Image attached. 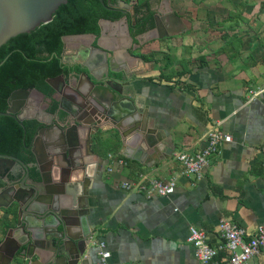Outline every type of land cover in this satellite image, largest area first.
I'll return each mask as SVG.
<instances>
[{"label": "crops", "instance_id": "obj_1", "mask_svg": "<svg viewBox=\"0 0 264 264\" xmlns=\"http://www.w3.org/2000/svg\"><path fill=\"white\" fill-rule=\"evenodd\" d=\"M124 1L131 6L147 3L163 17L173 13L185 31L164 39L143 34L135 44L125 23L109 22L101 26L100 36L67 40L68 61H78L81 49L90 44L113 52L118 72L113 75L123 82L124 92L139 101L158 141L150 152L116 142L89 156L95 178L85 190L96 224L93 264L101 243L114 264H197L188 242L192 227L205 230L208 243L215 246L221 241L222 221L252 235L264 225V0ZM65 80L55 101L58 110L60 104L73 110L80 79L71 75ZM43 102L47 106L52 101ZM218 122L231 142L210 159L202 177L183 175L176 156L205 148L207 134ZM43 145L41 140L38 149ZM55 171L52 181H64V189L77 181L81 188L83 170L79 178ZM141 176L175 178L176 189L167 197L148 199L122 188L123 182ZM13 264H46V256L37 250ZM248 264H264V256Z\"/></svg>", "mask_w": 264, "mask_h": 264}, {"label": "water", "instance_id": "obj_2", "mask_svg": "<svg viewBox=\"0 0 264 264\" xmlns=\"http://www.w3.org/2000/svg\"><path fill=\"white\" fill-rule=\"evenodd\" d=\"M68 1L0 0V48L12 38L50 23ZM100 2L105 5L104 0ZM118 4V10L126 17L119 21L102 20L100 26L109 22L127 23L132 6L124 0H118ZM155 21V29L144 34V38L176 37L185 31L181 19L173 13L164 17L156 15ZM125 32L130 35L128 25ZM72 37L95 38L96 35L64 36L62 60L66 64H69L65 58L67 40ZM80 57L82 69L87 70L81 76L90 85L87 92L78 90L73 110L60 104L56 114L44 111L41 103L46 95L36 89H20L9 97L7 112H0V117H13L22 126L29 120L39 124L30 145L35 158L33 164L28 166L19 158L0 154V179L6 183V187L0 189V210L13 206L12 217L3 219L6 224L13 221V240L11 245L9 237L0 241L1 249L4 245L9 248L4 256L0 255L1 264H13L18 259L25 261L37 250L45 254L46 264H93L92 241L96 224L86 201L89 191L85 190L95 178L90 173L89 156H98V150L107 143L121 142L122 148L130 146L140 152L157 148L158 141L141 104L124 92L123 82L110 76V73H118L113 69V52L90 44L81 49ZM47 81L54 91L49 100L55 101L56 94H61L67 84L65 76ZM41 140L44 141L43 150L38 149ZM12 166L13 169L23 167L25 177L9 188L5 177ZM55 170H59L61 176L76 178L83 170L81 188L80 181L69 190L62 187L64 181H52ZM11 176L17 179V173Z\"/></svg>", "mask_w": 264, "mask_h": 264}, {"label": "trees", "instance_id": "obj_3", "mask_svg": "<svg viewBox=\"0 0 264 264\" xmlns=\"http://www.w3.org/2000/svg\"><path fill=\"white\" fill-rule=\"evenodd\" d=\"M117 1L104 0L105 5H102L100 0H69L59 8L50 23L29 34L12 38L3 45L0 48V65L6 61L0 66V112H7L9 97L20 89H36L51 98L54 91L47 80L60 75L68 78L75 71L62 60L63 37L78 34L99 36L101 20L117 21L122 18L121 12L108 8L109 3ZM154 15L145 3L139 5L135 15L129 18L135 44L139 42L138 36L155 28ZM57 110L58 103L52 101L50 112ZM38 126L28 121L22 126L13 117H0V153L32 162L34 157L30 145Z\"/></svg>", "mask_w": 264, "mask_h": 264}, {"label": "built area", "instance_id": "obj_4", "mask_svg": "<svg viewBox=\"0 0 264 264\" xmlns=\"http://www.w3.org/2000/svg\"><path fill=\"white\" fill-rule=\"evenodd\" d=\"M252 93V97L257 96L256 92ZM221 125L222 123L218 122L209 131L207 145L201 151L192 155L180 153L176 156L183 165V175L202 177L210 164V159L213 156H219L223 146L231 142L232 137L224 133ZM260 150L264 154V141ZM118 163L125 164L122 160ZM176 185L175 178L165 181L141 176L138 181L123 182L121 186L126 191L141 193L148 199H152L155 195L167 197L173 194ZM219 231L221 241L212 246L208 243L205 230L196 227L190 229L188 242L194 248L197 264H248L253 257L264 256V225L258 227L256 233L252 235L235 223L222 221ZM98 258L96 264H114L110 262L111 254L106 249L105 243L100 244Z\"/></svg>", "mask_w": 264, "mask_h": 264}, {"label": "flooded vegetation", "instance_id": "obj_5", "mask_svg": "<svg viewBox=\"0 0 264 264\" xmlns=\"http://www.w3.org/2000/svg\"><path fill=\"white\" fill-rule=\"evenodd\" d=\"M110 5H113V7H110ZM139 5H143V4H141V3H138V4H136V5H132V10H131V12L127 15V23L125 22V25H128L129 26V28H130V23H129V18L130 17H133L134 15H135V12H136V8L139 6ZM108 8H110V9H115L116 11H119L118 10V8H119V4H118V1L116 2V3H109L108 4ZM120 12V11H119ZM122 14V13H121ZM123 16H122V18H120L119 20H121V19H123V18H125L126 17V15H124V14H122ZM155 16L156 15H154V20H155ZM119 20H117V21H119ZM102 21V20H101ZM100 21V22H101ZM134 24V23H133ZM155 24H156V21H155ZM155 29V28H154ZM153 30V29H152ZM131 31V30H130ZM130 35H131V33H130ZM97 36V35H96ZM100 36V35H99ZM140 36H142V35H140ZM140 36H138V37H140ZM131 37H132V35H131ZM137 37V38H138ZM133 38V37H132ZM79 58H78V61H76V62H72V61H68L67 59V62H69V64H66V65H68V66H73V68L75 69V71L74 72H72V74L71 75H79L80 76V90H82V91H85V92H87L88 90H89V83L87 82V80L84 78V77H82L81 76V74H83L84 72H87V70L86 69H82V67H81V65H80V63H81V60L82 59H80V55L78 56ZM79 70H81V71H79ZM70 75V76H71ZM110 76H114L113 75V73H110ZM62 91H63V89H62ZM46 99H49V98H47L46 97ZM52 103V102H51ZM50 108H51V104H49V105H45V102H42L41 103V109H43L44 111H48V112H50ZM55 113V112H54ZM25 122V121H24ZM28 122H35V121H32V120H29ZM35 123H37V122H35ZM38 124V123H37ZM39 125V124H38ZM38 128H39V126H38ZM38 128H37V130H38ZM37 130H36V132H37ZM0 154H3V153H0ZM3 155H8V156H13V155H10V154H3ZM13 157H16V156H13ZM34 157V156H33ZM16 158H18V157H16ZM19 159H21V158H19ZM23 162H25V164H27L28 166L29 165H31L32 164V162H35V158H33V161L32 162H30V163H27L26 161H24L23 159H21ZM1 172V171H0ZM13 172L14 173H17V179L15 180L12 176H11V174H13ZM31 172H33V171H31ZM25 177V170L23 169V167H21V166H17L16 168H14L13 169V166H12V168H11V172L10 173H8L7 174V176L5 177V180H7V183H8V185H7V187H13L14 185H16V184H18L19 182H20V180H22L23 178ZM2 181V180H1ZM3 187H6V183H4V181H2V184H0V189L1 188H3ZM13 206H11L9 209H1L0 210V218H2V219H4V217L5 218H7V217H12V214H13ZM3 221V220H2ZM8 223L9 224H6L5 222L4 223H2V229H3V232L0 234V241H4L7 237H9V242L11 241V240H13V221L12 222H10V221H8ZM10 245H11V242H10ZM9 245V246H10ZM9 248L7 247V245H4L3 246V249H1L0 248V255H2V256H4L5 254H6V252H7V250H8Z\"/></svg>", "mask_w": 264, "mask_h": 264}, {"label": "rangeland", "instance_id": "obj_6", "mask_svg": "<svg viewBox=\"0 0 264 264\" xmlns=\"http://www.w3.org/2000/svg\"><path fill=\"white\" fill-rule=\"evenodd\" d=\"M129 2H131V1H129ZM165 62L167 63L168 61H167V60H165Z\"/></svg>", "mask_w": 264, "mask_h": 264}]
</instances>
